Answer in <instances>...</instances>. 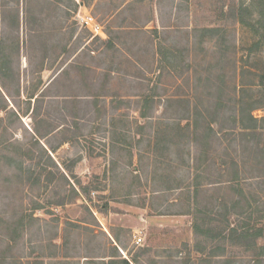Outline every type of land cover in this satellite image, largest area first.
Masks as SVG:
<instances>
[{
	"label": "rangeland",
	"instance_id": "obj_1",
	"mask_svg": "<svg viewBox=\"0 0 264 264\" xmlns=\"http://www.w3.org/2000/svg\"><path fill=\"white\" fill-rule=\"evenodd\" d=\"M241 1L0 0V264H264V238H223L225 216H264V130L246 149L224 121L264 105ZM186 117L215 133L190 140Z\"/></svg>",
	"mask_w": 264,
	"mask_h": 264
},
{
	"label": "trees",
	"instance_id": "obj_2",
	"mask_svg": "<svg viewBox=\"0 0 264 264\" xmlns=\"http://www.w3.org/2000/svg\"><path fill=\"white\" fill-rule=\"evenodd\" d=\"M227 15L234 18L237 22L240 24L249 27L255 32L256 40L252 43L253 48L263 49L264 51V0H244L241 1L240 4L236 5L234 2L227 4ZM18 19V14L15 15ZM216 28H206L204 31L208 32H215ZM5 36L0 37V60L2 61L3 66H7L5 63V59L7 57L6 54V38H8V35L6 32H4ZM6 37V38H5ZM264 75H260V81L258 83H253L251 86H258L261 88V86L264 85ZM242 89L244 86L241 87ZM2 95V94H1ZM6 95L9 97V93H6ZM34 93H31L28 95V101H30L31 98H34ZM37 98V97H36ZM244 96L239 97V100L237 102V108L234 109L227 119L224 121L230 122V124L233 125V127H228L230 130H233L234 128L239 130L241 140L245 142L244 146L246 149L251 148L254 146V140L257 136L261 135L260 131L264 130V116L261 118H257L253 115L252 111L261 107H264L262 102H245ZM248 103V104H246ZM6 107H0V109H5ZM196 114L202 116L200 112H196ZM213 119V118H212ZM186 127H183L192 137H190L192 141H197L199 138H209L211 134L215 133L212 122L213 121H207L205 127L198 122L197 118L194 119L193 122L189 120V117H186ZM215 120V119H213ZM224 123L221 122V128L224 127ZM181 125L179 124L178 129L181 131ZM225 128V127H224ZM227 130V129H226ZM257 139V138H256ZM253 142V145H252ZM257 141L254 152H262L264 153V147H258ZM250 144V145H249ZM204 150V149H203ZM206 154V153H205ZM203 155V151L202 154ZM238 166L235 161H233V168H234V174L233 177L229 180H226L229 184H233L234 181H239L240 179L243 180L245 177H241L239 175L238 169L235 167ZM200 174L196 175V180L194 181L195 188H198L201 185V181L198 179ZM240 176V177H239ZM223 182V181H222ZM233 186V185H231ZM233 188V187H232ZM235 189V188H234ZM239 194L245 199L244 192L242 188L239 186L238 190ZM241 200L238 199L236 201L232 202L233 208L240 206ZM62 204V203H58ZM223 206H225V210L228 212L230 209L226 203H223ZM245 211V210H243ZM246 214V211L244 212ZM227 224V233L223 235V238H231L235 240V243L239 244L240 246H243L245 248H254L257 247V239L264 238V216L260 215V217H256L254 219L251 218V213H248V215H245V217H242L241 221H238V223H231L228 220V216H225L223 218ZM202 224H199L197 219H194L193 222V229L195 233L201 232L202 234H205V231H202L201 227ZM219 234H222V231H219L215 235H212L211 237H217L220 236ZM228 235V236H227ZM199 250V249H198ZM201 254L200 260L206 261L209 254H204L202 251H199ZM212 255V254H211ZM115 259H110L108 264H113ZM121 262L123 264H130V262H133L128 259H121Z\"/></svg>",
	"mask_w": 264,
	"mask_h": 264
},
{
	"label": "built area",
	"instance_id": "obj_3",
	"mask_svg": "<svg viewBox=\"0 0 264 264\" xmlns=\"http://www.w3.org/2000/svg\"><path fill=\"white\" fill-rule=\"evenodd\" d=\"M81 19L83 20V22H85V24L87 25V27L93 31L94 34H97L99 32V25L93 21V18L91 16H85V17H81ZM137 241H141V237H137Z\"/></svg>",
	"mask_w": 264,
	"mask_h": 264
}]
</instances>
